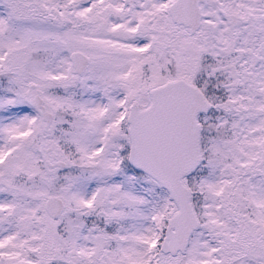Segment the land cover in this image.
<instances>
[{
	"label": "snow or ice",
	"instance_id": "6c2138e0",
	"mask_svg": "<svg viewBox=\"0 0 264 264\" xmlns=\"http://www.w3.org/2000/svg\"><path fill=\"white\" fill-rule=\"evenodd\" d=\"M0 264H264V0H0Z\"/></svg>",
	"mask_w": 264,
	"mask_h": 264
}]
</instances>
